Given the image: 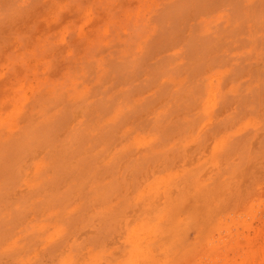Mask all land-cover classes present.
Returning <instances> with one entry per match:
<instances>
[{
  "label": "rangeland",
  "instance_id": "374dc122",
  "mask_svg": "<svg viewBox=\"0 0 264 264\" xmlns=\"http://www.w3.org/2000/svg\"><path fill=\"white\" fill-rule=\"evenodd\" d=\"M126 4L131 5L128 7ZM54 8L58 9L53 10ZM236 14L245 16L246 20L239 24L232 23L230 16ZM48 18L52 22L47 21ZM205 21L207 24L212 23L214 28L218 23L221 33H215L214 28L205 25ZM63 22L65 23L62 24ZM82 28L88 32L83 33ZM246 34L252 41L245 39ZM248 41L252 44H248ZM7 46L12 50L9 48L8 50ZM245 52L249 54L239 60L237 54ZM0 59H2L0 60V94H2L0 95V133L6 136L2 139H6L8 129L11 127L9 131L16 135L10 148L6 146L7 140H0V153L12 155L14 148H17V151H22L26 155L31 146L36 144L38 147L36 156L40 159L46 153H52L61 159H66L69 155L71 157L72 153L77 157L83 155L87 158V154L82 152L87 148L80 150L78 147L86 140L75 130L80 114L78 112L88 110L89 118L86 119L83 128V132H86L92 130L93 125L95 128L99 127V118L104 115L103 111L106 115L113 114L112 102H122L133 108L126 116L127 123L130 126L133 124L131 136L133 139L134 136L136 137L135 142L131 143L130 138L117 146L109 142L107 151L106 148L100 150L99 147L97 151L91 150V154L88 153V164L98 165L96 166L100 171V179L102 174L103 178L105 175L114 178L108 169L107 161L111 157L117 159L116 170L121 174H118V187L114 189L110 184L102 183L101 179V186L96 187L95 191L99 199L105 198L110 205L117 202L118 198L115 199L114 193H118L119 198H122H120L122 207L118 219L127 217L125 214L127 209H123L126 203L123 202L122 193L128 187L129 190L132 189L134 195L138 194L133 196L131 208L136 213L133 218L134 224L136 221L139 222L135 219H138V214H142L140 210L147 209L145 204L147 198H143V194L152 193L148 185L156 175L164 176V173H169L176 176L182 173V181L192 180L198 187L197 203L201 202L199 204L204 203L203 186L208 185L210 193L205 192L210 196L222 193L221 200L216 195L218 199L215 207H212V213L207 204L202 206L204 209H199L205 219L200 222L199 229L192 225L190 215L180 217L183 222L182 227H185L184 231L187 229L186 237L183 235L181 240L176 234H172L169 238L170 244H167L174 249V254L167 263L162 262L164 260L162 249L156 251L155 259L152 257L148 262L141 256L140 247H136L135 249L139 251L134 249L138 254V257L136 255L133 257L135 264H151V262L152 264H264V113L252 115L257 120L256 129L245 128L238 131L234 127L236 124L234 118L237 115L243 116L244 119L251 117L246 105L243 112L237 114L233 112L234 103L227 102L209 117L204 113L203 98L200 99V93L204 95L207 89L204 84L206 71L225 72L224 78L229 88L232 80L229 69L234 68L238 71L241 68L251 69L252 67H243V65L248 66L247 64L253 63L254 70L258 72V76H254V82L259 84V94L257 92L256 98L260 103L257 100V104H260L261 111L264 112V87L261 91L259 89L264 79L263 75H260L264 73V0H232V2L230 0H0ZM178 81L194 86L196 94L188 93L190 85L177 87ZM57 82L61 84L55 85ZM22 83L26 85L22 86ZM83 85L90 89L87 96L89 100L85 104L79 100ZM127 90L132 91V98L135 101L124 93L128 92ZM153 93H156L158 99L151 97L155 99L152 108L156 110L158 108V112L148 110L149 114H147V110L140 106L137 100H146ZM169 101L174 102H171L173 108L167 110L166 107V111L161 112L163 105L167 106ZM252 108L250 107V110ZM39 111H48L47 119L41 118L35 123L31 118L29 121L31 128L29 131L26 130L24 125L27 120L37 115ZM165 122L166 124L163 125ZM103 130H106L104 125L99 131L104 133ZM139 140L141 143H138ZM204 145L208 147L204 148ZM104 153L108 156L104 157L106 156ZM162 154L167 157L165 162L168 161L167 165L169 164L166 169L161 167ZM128 156L129 159L126 158ZM180 160L182 163L179 162ZM16 166L13 163V170L10 173L13 177L19 174ZM88 167L92 169L91 166ZM160 167L163 169H161L162 174H158L161 171ZM73 168L72 164H67L59 169L63 173H68L75 172ZM51 169L54 171L55 166L53 165ZM90 170H85L83 179H76L74 185L81 180L87 184L91 180ZM185 182L182 186H187ZM85 184L79 182L78 187L81 188L84 203H89L86 198L89 188ZM174 186L173 184V190ZM61 191L62 188L58 190L59 194ZM224 191L230 195L224 194ZM171 195L172 197L169 196L168 199L173 198L175 205L176 194L174 192ZM163 201L162 198L159 200L161 203ZM217 201L218 205H216ZM206 214L211 217L206 219ZM117 244L122 245L121 251L115 253L119 257L118 264L133 263L129 255H125L130 249L129 245L121 240ZM117 248L118 246L114 247L116 250ZM94 252L100 253V247H95ZM106 257L108 261L112 260V255L109 258L107 252H104L102 259ZM85 258L87 263H90L87 253ZM57 262L61 264L60 259ZM91 264L97 262L92 261Z\"/></svg>",
  "mask_w": 264,
  "mask_h": 264
},
{
  "label": "bare ground",
  "instance_id": "6f19581e",
  "mask_svg": "<svg viewBox=\"0 0 264 264\" xmlns=\"http://www.w3.org/2000/svg\"><path fill=\"white\" fill-rule=\"evenodd\" d=\"M230 1L232 2V0H230ZM126 5H128V7H130L131 4L130 5L126 4ZM137 5H138V3H137ZM245 5H246V3H245ZM54 6H52V7H54ZM229 6H231V5H229ZM55 9H58V8H54L53 10H55ZM148 10L149 9H147V11ZM207 13H208V11H207ZM138 14H139V12H138ZM45 15H47V14H45ZM239 15L236 14V15L230 16V20L232 21V23H234V24L238 23L239 24V23H243L246 20L245 16H243V15L239 16ZM48 16H45V17H48ZM31 18H33V17H31ZM188 18H189V16H188ZM48 20L50 22H52L51 19L48 18L47 21ZM64 23L65 22H63L62 24H64ZM205 25H208L209 28H211V27L214 28V25L212 23L207 24V21H205ZM59 26H57V28ZM234 26H236V25H234ZM83 29L84 28H82L83 33L85 31V34H86L88 31L86 32V30H83ZM56 30H59V29H56ZM106 31H105V33H106ZM214 31L217 34L221 33V29L218 27V23H217V26L214 28ZM36 32H38V31H36ZM31 35L29 37H31ZM245 36H246L245 37L246 40L247 39L250 40V37L247 34ZM40 37H42V36L40 35ZM34 38H35V36H34ZM228 39H229V37H228ZM15 41L17 42V40H15ZM250 41H252V40H250ZM250 41H248L247 43L252 44V42L249 43ZM34 42H36V40ZM32 43H33V41H32ZM32 43H30V44H32ZM248 44H247V46H248ZM77 45L78 44H76V46ZM247 46H245V48ZM16 47L18 48V45ZM8 48L9 47L7 46V49ZM26 48H28V47H26ZM10 50H12V49H10ZM15 51H16V49H15ZM70 51L71 50H69V52ZM260 51H261V49H260ZM6 53H4V54H6ZM246 54H249V52H245L243 54H237V58L239 60H241L244 57L246 58ZM17 56H18V54H17ZM257 59H258V57H257ZM0 60H2V59H0ZM78 60H79V58H78ZM31 63H33V62H31ZM247 65L248 66L243 65V67H252V68L251 69L250 68L249 69L241 68L240 71H238L234 68L229 69V72L231 74L230 77L232 79V80H230L231 83L229 82L230 83L229 88H227V83H226L227 81L225 82V78H224L225 72H221L218 70L206 71V73L204 75V78H205L204 84L206 85L207 89H206L204 95L202 92L200 93V99L203 98L202 102H203V106H204L203 108H204L205 114H208V116L210 117L212 115V112L216 111L218 107H220L221 105H225L227 102L234 103L233 105H235V107H234L233 112H237V114L243 112L244 105H246V108L249 109L251 117L254 113H264L261 111V108H260V104H259L260 100L256 98L259 84H256V82H254L255 81L254 76L257 77L258 72L256 69L254 70L253 63L247 64ZM81 74H82V72H81ZM261 74L264 77V73H260V75ZM7 82H8V80H7ZM4 83H2V84H4ZM58 84H61V83L57 82L55 85H58ZM25 85H26L25 83H22V86H25ZM189 85H188V83H184L183 81L177 82V87H180V88H182L184 86L189 87ZM63 86L64 85H62V87ZM148 87H150L149 84H148ZM260 87L261 88H259V89L261 91L262 87H264V79L262 80ZM1 89H3V88H1ZM188 90H189V92H188L189 94H190V92H192L191 95L196 94V92H194V86H191ZM80 92H82V93L79 95V98H80L79 100H81V102H83L85 104L89 100L87 96H88V93L90 92V89L87 88L86 85H83ZM148 92H150V91H148ZM124 93H126L127 96L128 95L131 96V98H132V91H128V92H124ZM141 94H143V93H141ZM258 94H259V92H258ZM0 95H2V94H0ZM152 96L155 99H158L156 93L155 94L153 93L150 96V98H148L146 100H144V99L137 100V102L140 104V106H143V108L147 110V114H149L148 110L150 112H153V111L158 112V108H157V110L155 108L154 109L152 108V105L155 102V99L151 98ZM134 97H136V96H134ZM139 97H140V95H139ZM178 98H177V100H178ZM184 98H187V97H184ZM132 100H134V99L132 98ZM257 100L259 102L258 103L259 105L257 104ZM171 102L172 101L167 102V106L163 105L161 112L166 111V107H167V110H170L171 108H173V105L171 104ZM254 102H256V103H254ZM172 103H174V102H172ZM250 103H252V104H250ZM161 104H162V102H161ZM112 105H114L113 106V114L112 115H106L105 111H103L104 115L99 118V122H100V124H98L99 127L95 128L94 127L95 125H93L92 130L89 129V131H86V132H83V130H84L83 128L85 127L86 119L89 118L88 110H86V111L83 110L81 112H78L80 114H79L78 119H77L78 125H76L75 130L79 136L80 135L84 136L86 139L78 147H80V150L84 149L85 147L87 148L86 151H82V152H85L87 154V158H84L83 155L77 157L74 155V153H72L71 157L69 155L68 158L61 159V158H57L52 153L51 154L46 153L45 156H43L40 159L36 156L37 151H38V147L36 144L31 146L30 150H28L26 152V155L23 154L22 151H17V148H14L15 149L14 154H12V155H10L9 153H0V264H46L48 262H51V264H58L57 260H59V259L61 260V264H79L78 262H80V263L83 262L84 264H91L92 261H96L97 264H105V262H108L107 264H118V258L119 257H117L115 253L117 251H119V252L121 251L120 247H122V245L117 244V243H119L120 240L123 243H126L127 245H129L130 249L128 252L126 251L125 255H127V254L129 255V259L132 260V261L130 260L131 262H133V257H136V256L138 257V254L135 253V250L139 251V249H135V248L140 247L141 256L144 258V260H147L148 262L152 259V257L155 259L156 251L162 249V252H163L162 253L163 254L162 259H164V260H162V262L167 263L168 259H170L174 254V249H172L171 245H169L170 244L169 238L172 237V234L173 235L176 234V236L182 240L183 235L185 236V234H186L185 231L187 229H185V231H184L185 227H182L183 222L181 221L180 217L183 215L185 216L186 214L190 215L192 217V218L190 217L192 219V220L190 219L192 221L191 222L192 225L195 226L197 229H199L200 228V226H199L200 222L205 220L204 216H202L203 214L202 215L200 214L199 209H202L203 208L202 206L203 205L206 206V204H207V206L210 207L211 213H212V210H213L212 207L213 206L215 207L216 199L219 198L221 200V197H223V196H221L222 193H221V195L216 194L218 198L216 197V195L210 196V194H206V192L210 193V191L208 189V185L205 187L203 186L204 203L199 204L201 202L197 203L198 202L197 198L199 197L198 187L194 184V182L192 180H191V182H189V181L185 182V179L182 181V177H183L182 173H179L176 176L171 175L169 173H164L163 174L164 176L159 175L160 176L159 177L158 175H156L153 177V181L148 185V188L151 189L152 193L147 192V193L143 194L144 195L143 198H147V200L144 199L146 201V202L145 201L144 202L147 205V209H141L140 210L142 212V214L141 215L138 214V219L136 218L135 220H138L139 222L136 221L135 224L133 222V218H135L136 213L131 207H132L133 196H137L138 194L134 195L135 193L132 192V189L129 190L130 188L126 187L124 189V192L122 193L124 195L123 202L126 203V206L123 207V209H127V211L125 212V214L127 216L126 218L118 219V218H120L119 217L120 215L118 216V213L122 207L121 206L122 201L120 200L121 197L119 198L118 193H116V192L114 193L115 199L118 198L117 202L114 203V205H110L109 201L105 200V198H103L104 200L99 199V197L95 191V188L98 186H101V179H102V183L105 182L107 185L110 184L112 188L116 189L119 185V182H118L119 181V175H121V174H120V172L118 173L116 170V168L118 166L117 165L118 164L117 159L115 157H111L110 160L107 161V166L109 167L108 169H110V173L114 175V178L111 175H109V178H108V176H106L105 174H104L105 177L103 178V174H102V176H101L102 178L100 179L99 178L100 171L97 169L98 165L96 164L97 165L96 166L94 164H88V159H89L88 153L91 154V150L97 151V149H99V147H101L100 150L105 149L107 147V145L109 144V142L114 144L115 146H117V145H121L122 142H125L126 139H129V138L131 140V143H133V142H135V138H136L134 136V139H133V136H131V134H133V128H131L133 126V124H132V126H130L127 123V116H126L127 112L133 110L132 106L123 104L122 102H116V101L112 102ZM126 106H129V107H126ZM17 107L19 108V106H17ZM250 107H253V108L250 110ZM200 108H201V106H200ZM226 109H225V112H226ZM74 111H73V113H74ZM181 112H183V109H181ZM47 115H48V111H42V112L39 111L37 113V115H34L35 117L34 116L30 117L27 120L26 124L24 125V128L29 131V129L31 128V125L29 124V121L31 118H32V121L34 120V122L36 123V122H39L41 118L47 119ZM192 115H194L193 112H192ZM60 117L65 118V116H60ZM242 117L243 116L237 115L236 118H234L236 121V124L234 125L236 130L241 131V130H244L245 128L248 130H251V129H256L258 127V125L256 124L257 120L255 118L250 117L249 119H244ZM210 119H209V121H210ZM212 119H213V117H212ZM5 121H6V119H5ZM136 122H137V120H136ZM165 124H166V122L163 125H165ZM103 125L105 126V129H106V130H103L104 133L99 131L100 129H102ZM209 125H211V124H209ZM63 126H64V123H63ZM10 129H11V127L8 129V134H7L8 136L6 139H2L6 136L4 134L0 133V140L1 139L7 140L8 144L6 146L9 148L12 147L13 138L16 137V135H14L13 132L9 131ZM142 131H140V132H142ZM222 131H224V130H222ZM222 131H221V133H222ZM225 131H226V129H225ZM212 133H214V132H212ZM238 133H240V132H238ZM258 133H259V131H258ZM226 134H227V132H226ZM205 135H206V133H205ZM45 138H46V136H45ZM137 138H138V136H137ZM138 143H141V140H139ZM157 143H159V142L157 141ZM200 143H202V142H200ZM263 143H264V140H263ZM143 144H144V142H143ZM217 144H218V142H217ZM146 145H148V144H146ZM160 147H162V146H160ZM173 147H174V145H173ZM173 147H172V149H173ZM198 147H199V145H198ZM206 147H208V146H205L204 148H206ZM255 147H256V145H255ZM75 148H76V145H75L74 149ZM105 151H107V148ZM188 152H189V150H188ZM138 153H140V152H138ZM213 153H215V152H213ZM104 154L102 155V157L104 156ZM204 154H206V153H204ZM221 154H223V153H221ZM124 155L126 156V153H124ZM107 156L108 155H106L104 157H107ZM182 156H183V154H182ZM182 156H181V160H182ZM189 156L190 155H188V157ZM162 157H163L162 158L163 162L160 159H158V160H160V162H162V165L158 161L157 162L161 165V167L163 169H166L167 168L166 166L169 165V164L167 165L168 161L165 162L167 160V157L164 154H162ZM126 158L129 159V156ZM143 158H144V156H143ZM212 158H213V156H212ZM105 159H107V158H105ZM231 159H232V157H231ZM181 160L179 162H181ZM229 162H230V160H229ZM13 163L15 165H17L16 170L19 173L16 177H13L10 175L11 171L13 170ZM141 163H143V162H141ZM176 163H178V162H176ZM185 163H184V167L186 166ZM188 163H190V162H188ZM67 164H70V165L72 164V166H74L73 169H75V172L72 171V172H68V173H63L62 170L59 169L60 167L67 165ZM53 165L55 166L54 171H52V169H51ZM187 165H189V164H187ZM88 166H91L92 169ZM175 166H177V165H175ZM219 166L221 167L222 165L220 164ZM147 167H148V165H147ZM147 167H145V169H147ZM161 167H160V170L162 169ZM100 168H101V166H100ZM179 168H181V167H179ZM222 168H224V167H222ZM151 169H152V166H151ZM69 170H70V168H69ZM85 170L86 171L90 170V179L91 180H89L87 182V184H85V182L83 180H81L79 182L87 185L89 188L88 192L86 194V198L88 199L89 203H84L85 200L82 196L81 188L78 187L79 182L78 183L76 182L77 184L74 185L76 179H78V178L83 179L82 175L85 172ZM103 170H104V172L106 171L104 166H103ZM121 170H122V168H121ZM162 170L158 174H160V173L162 174L163 173ZM27 171H30V172L26 173ZM203 171H205V170H203ZM131 172H133V170ZM157 172L158 171H156V173ZM186 173H189V172H186ZM143 174H144V172H143ZM146 174H148V173H146ZM208 174H210V173H208ZM124 175L128 176L126 174H124ZM200 175H201V173H200ZM137 176H139V175H137ZM185 176L186 175H184V177ZM238 176H240V175L239 174L237 175V180H238ZM116 177H117V180H116ZM145 178L146 177H144V179ZM138 179L139 178H137V180ZM144 179L141 178V180H143V181H144ZM243 179H242V181H243ZM255 179H257V178H255ZM200 180H201V178H200ZM233 180H234V178H233ZM245 181H247V180H245ZM137 182L138 181H135V183H137ZM183 182H185L187 184V186H182ZM127 183H131V181L130 182L127 181ZM224 183L225 182H223V184ZM244 183H246V182H244ZM173 184L175 185L174 190H173ZM80 186H82V185H80ZM253 187H254V185H253ZM60 188H62L61 194H59V192H58V190L60 191ZM231 188H230V190H231ZM221 189H222V187H221ZM137 190H138V188H137ZM223 190H224V188H223ZM252 191H253V189H252ZM140 192H142V191H140ZM174 192L176 194L174 196L175 205L173 203V198H172V200L170 198L168 199L169 196L172 197L171 193H174ZM201 192H203V191H201ZM235 192H236V190H235ZM224 194H226V192ZM228 195H230V194H228ZM230 197H228V199ZM127 198H128V200H127ZM161 198L164 200L163 203L159 202V200H161ZM60 199H63V200L61 201ZM209 199H210V201H209ZM167 200H169V204H167ZM112 201H114V200H112ZM136 204H137V202H136ZM216 205H218V201H217ZM133 207H135V206H133ZM137 208H139V207H137ZM206 211H208V210H206ZM136 212H138V211H136ZM203 213L205 215V211ZM210 217L211 216L207 215L205 218L207 219ZM203 227H204V225H203ZM212 242H213V240H212ZM167 243H169V244H167ZM109 245H111V246H109ZM97 246H99L100 250H101V252L98 254H96L94 252L95 247H97ZM107 246L112 248V250H110ZM115 246H118L117 250L114 249ZM106 247H107V249H106ZM104 252H107V255L109 256V258L112 255V260L108 261L107 260L108 257H106V259H102V258H104ZM85 253H87V256L89 257L90 263H87V261L85 260L86 259ZM177 257H178V255H177ZM136 259H138V258H136ZM225 259H227V258H225ZM155 261H154V263H155ZM131 264H135V263L133 262ZM136 264H138V263H136ZM151 264H152V262H151Z\"/></svg>",
  "mask_w": 264,
  "mask_h": 264
}]
</instances>
